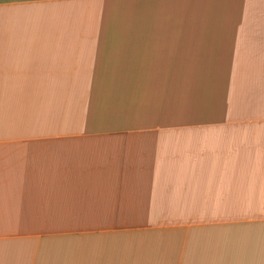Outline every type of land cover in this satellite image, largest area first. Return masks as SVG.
<instances>
[{"label":"crops","instance_id":"crops-1","mask_svg":"<svg viewBox=\"0 0 264 264\" xmlns=\"http://www.w3.org/2000/svg\"><path fill=\"white\" fill-rule=\"evenodd\" d=\"M262 186L264 0H0V264H243Z\"/></svg>","mask_w":264,"mask_h":264},{"label":"clouds","instance_id":"clouds-1","mask_svg":"<svg viewBox=\"0 0 264 264\" xmlns=\"http://www.w3.org/2000/svg\"><path fill=\"white\" fill-rule=\"evenodd\" d=\"M261 193L264 194V186L261 188ZM243 264H264V251H262L259 258H253L252 260L243 262Z\"/></svg>","mask_w":264,"mask_h":264}]
</instances>
